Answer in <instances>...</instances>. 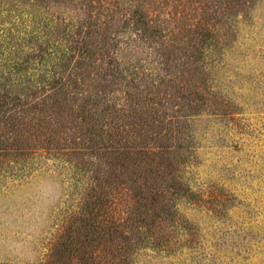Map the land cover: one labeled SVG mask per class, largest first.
I'll return each instance as SVG.
<instances>
[{"label":"rangeland","instance_id":"rangeland-1","mask_svg":"<svg viewBox=\"0 0 264 264\" xmlns=\"http://www.w3.org/2000/svg\"><path fill=\"white\" fill-rule=\"evenodd\" d=\"M127 1L0 0V264H264V0Z\"/></svg>","mask_w":264,"mask_h":264},{"label":"trees","instance_id":"trees-1","mask_svg":"<svg viewBox=\"0 0 264 264\" xmlns=\"http://www.w3.org/2000/svg\"><path fill=\"white\" fill-rule=\"evenodd\" d=\"M91 2L95 1L97 5V0H90ZM141 3L135 7L133 11H131L132 17L135 19V23L140 24L146 29H150L153 32L157 33L156 31L160 32L163 31V28L160 26V24L155 23L157 16H153L152 14V8L157 4V0H138ZM137 2V0H129L127 1V7H131V5ZM99 8L106 11V16H109V20H113L112 16V10L108 9V6L105 5H99ZM127 9V8H126ZM160 34V33H159ZM101 204V203H100ZM104 235L97 234L96 239L100 240ZM70 252V250L68 251Z\"/></svg>","mask_w":264,"mask_h":264}]
</instances>
